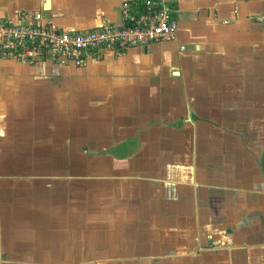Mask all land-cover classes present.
Segmentation results:
<instances>
[{
	"label": "crops",
	"instance_id": "crops-1",
	"mask_svg": "<svg viewBox=\"0 0 264 264\" xmlns=\"http://www.w3.org/2000/svg\"><path fill=\"white\" fill-rule=\"evenodd\" d=\"M120 3L0 0V19L82 30ZM173 6L169 43L0 60V264H264V0Z\"/></svg>",
	"mask_w": 264,
	"mask_h": 264
},
{
	"label": "built area",
	"instance_id": "built-area-1",
	"mask_svg": "<svg viewBox=\"0 0 264 264\" xmlns=\"http://www.w3.org/2000/svg\"><path fill=\"white\" fill-rule=\"evenodd\" d=\"M173 2L121 0L118 21L102 19L93 28L73 31L44 22L38 13L0 19V60L80 68L133 48L172 42L177 31Z\"/></svg>",
	"mask_w": 264,
	"mask_h": 264
},
{
	"label": "snow or ice",
	"instance_id": "snow-or-ice-1",
	"mask_svg": "<svg viewBox=\"0 0 264 264\" xmlns=\"http://www.w3.org/2000/svg\"><path fill=\"white\" fill-rule=\"evenodd\" d=\"M0 135H2V132H0Z\"/></svg>",
	"mask_w": 264,
	"mask_h": 264
}]
</instances>
